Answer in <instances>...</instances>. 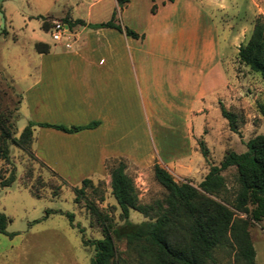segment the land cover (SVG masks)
Instances as JSON below:
<instances>
[{"label": "rangeland", "instance_id": "rangeland-1", "mask_svg": "<svg viewBox=\"0 0 264 264\" xmlns=\"http://www.w3.org/2000/svg\"><path fill=\"white\" fill-rule=\"evenodd\" d=\"M159 1L130 0L123 18L142 23L158 7ZM182 1L179 0V4ZM192 1L200 7V15L196 16L200 36L209 27L216 34L220 62L230 78L229 91L218 95L214 105L208 102L205 112L189 116L187 125V117L176 113V107L171 108L170 116H164L166 108L158 99L159 92H150L151 114L147 110L145 113L138 94L135 117L130 122L116 123L114 129L107 131V139L112 140L110 149L129 148L132 158H111L106 161L107 167L100 176H84L91 180V185L85 187L84 195L78 197L77 202L73 201V188L81 185V175L89 170L66 166L54 173L33 155L31 149L29 154L8 144V159L0 158V184L10 171H13L14 179L8 186L0 185V212L8 218L6 233H0V264H91L93 248L82 243L81 233L63 214L49 212L45 215L44 212H72L73 222L82 227L83 237L87 239L101 236L94 214L86 207L87 201H92L114 224L121 223L119 209L109 192L108 167L117 159L125 162V171L133 180L139 201L148 203L164 195V190L152 176L153 162L165 168L175 181L187 179L195 185L210 164H218L227 149L243 152L249 137L264 133V82L239 62L236 54L237 46L248 39L254 20H264V0ZM109 4L110 0H100L90 9L89 17L108 19L115 8L111 6L110 10ZM32 7L31 0H0V119L11 124L14 136L27 118L23 107L16 110L18 91L15 90L26 85L21 78L22 70L44 66L46 61V55L41 57L35 51L34 40L43 38L49 43L50 52L59 50L56 42L51 40L49 30L39 27L37 18L32 17L24 26L20 9L34 11ZM106 9L110 11L107 15ZM86 12L83 9L80 15L88 18ZM76 13L72 12L73 15ZM117 17L120 19V11H117ZM3 29L5 33L1 32ZM78 42H73L72 48ZM220 105L234 113L235 132L221 116ZM199 140L207 150L205 158L200 153ZM221 174L225 178L227 198L231 199L236 186L234 167H228ZM128 219L139 222L146 217L130 209ZM247 230L254 249L253 264H264V219L250 223ZM115 246L124 256V242L116 241ZM212 258L209 264H244L235 248L228 245L216 247Z\"/></svg>", "mask_w": 264, "mask_h": 264}, {"label": "crops", "instance_id": "crops-1", "mask_svg": "<svg viewBox=\"0 0 264 264\" xmlns=\"http://www.w3.org/2000/svg\"><path fill=\"white\" fill-rule=\"evenodd\" d=\"M31 1L34 11L20 9L24 26L35 17L42 28L43 18L49 30L51 22L66 12L71 19L84 22L68 28V40L55 43L59 50L50 52L46 40L35 39L47 44L46 52H37L41 57L46 55L45 65L23 69L21 78L26 85L15 90L17 109L24 108L26 121L64 126L97 122L93 127L71 132L32 126L30 149L54 173L68 166L89 170L81 179L91 174L100 176L107 160L117 156L132 158L129 148L110 149L112 140L107 139V131L135 117L138 94L145 113L147 110L151 114L150 92H159L158 99L166 108L164 116H170L171 108L176 107V113L187 117V125L189 116L205 112L218 95L229 91L230 78L220 62L216 34L209 27L200 36L196 21L200 7L192 0L181 4L179 0H160L142 23L123 18L130 0L125 2L118 23L141 37L125 35L112 27H88L87 23L107 20L89 17L90 9L100 0ZM109 5L110 10L116 7L115 0H110ZM83 9L88 18L80 15ZM65 41L69 47L63 45ZM73 42H78L75 48Z\"/></svg>", "mask_w": 264, "mask_h": 264}, {"label": "trees", "instance_id": "trees-1", "mask_svg": "<svg viewBox=\"0 0 264 264\" xmlns=\"http://www.w3.org/2000/svg\"><path fill=\"white\" fill-rule=\"evenodd\" d=\"M127 1L115 0L116 7L107 20L87 23V26L112 27L125 35L141 37V34L118 23L117 11H120ZM58 21L66 24L67 28L84 24L79 18L71 19L68 12ZM41 27L48 29V23L43 18ZM1 32L5 33V30ZM33 47L39 53L48 49L47 44L40 41L34 42ZM236 54L239 62L264 82V20H254L248 39L237 46ZM219 111L226 119L228 128L235 132L234 113L222 105L219 106ZM96 124V121H91L83 125L64 126L27 120L14 136L10 130L11 124H5L0 119V158L8 159V144L31 154L33 125L71 132ZM198 144L200 153L205 158L207 150L201 140ZM245 146L246 150L239 153L227 149L218 164H210L195 185L187 179L175 181L165 168L153 162L152 176L164 190V195L148 203L139 201L133 180L125 171V162L121 159L111 162L108 167L109 192L119 209L121 223L114 224L92 201H87L86 207L92 211L100 227L101 236L98 238H84L82 227L73 222L72 212L45 210L44 213L63 214L69 224L81 233L82 243L93 248L91 264H209L213 260L212 251L218 246L227 245L235 248L237 256L244 264H253L254 249L247 227L252 222L264 219V133L249 137ZM230 166L235 170L236 186L233 197L228 199L225 178L221 171ZM13 179V171H10L7 179L0 185L8 186ZM80 184L79 187L73 188L74 202L84 195V189L91 185V180L82 178ZM31 195L38 198L35 193ZM130 209L139 212L146 219L139 222L130 221ZM7 221V216L0 212V233H6ZM116 241L124 242V256L117 251Z\"/></svg>", "mask_w": 264, "mask_h": 264}, {"label": "built area", "instance_id": "built-area-1", "mask_svg": "<svg viewBox=\"0 0 264 264\" xmlns=\"http://www.w3.org/2000/svg\"><path fill=\"white\" fill-rule=\"evenodd\" d=\"M49 35L52 41L54 42H61L63 38L68 40L70 36V32L63 22H60L58 20L52 21L51 25L49 27ZM63 45L65 47H69V42L65 41L63 42Z\"/></svg>", "mask_w": 264, "mask_h": 264}]
</instances>
